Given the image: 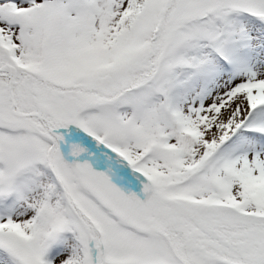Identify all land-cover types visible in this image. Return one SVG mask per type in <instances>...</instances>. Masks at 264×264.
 I'll use <instances>...</instances> for the list:
<instances>
[{
    "label": "snow or ice",
    "instance_id": "6c2138e0",
    "mask_svg": "<svg viewBox=\"0 0 264 264\" xmlns=\"http://www.w3.org/2000/svg\"><path fill=\"white\" fill-rule=\"evenodd\" d=\"M0 264H264V0H0Z\"/></svg>",
    "mask_w": 264,
    "mask_h": 264
}]
</instances>
